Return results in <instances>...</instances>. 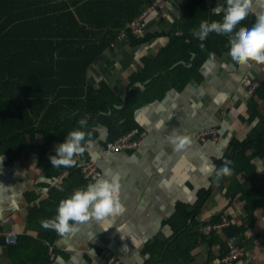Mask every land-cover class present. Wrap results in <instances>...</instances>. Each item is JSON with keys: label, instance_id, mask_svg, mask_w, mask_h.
Listing matches in <instances>:
<instances>
[{"label": "crops", "instance_id": "crops-1", "mask_svg": "<svg viewBox=\"0 0 264 264\" xmlns=\"http://www.w3.org/2000/svg\"><path fill=\"white\" fill-rule=\"evenodd\" d=\"M191 1L165 0L146 19L148 33L155 37L136 45L122 39L116 43L117 47L115 44L107 48L90 67L85 85L83 74L71 79V82L80 81L71 85V94L66 99L69 105L65 108L71 111L72 118L80 114L77 107L86 101L85 92L74 89L78 86L88 90L106 82L112 94L121 100L115 105L116 110H121L130 91L138 87L134 102L139 105L134 121L144 133L139 147L119 152L107 150L106 141L111 132L100 123L87 153L75 157L76 165L68 167L78 168L80 163L91 159L98 163L101 177L118 175L124 214L116 217L113 225L91 219L79 223V231L64 236L46 230L40 221L54 218L62 199L91 182L81 184L70 176L71 189L66 187L67 182L64 189L50 185V177L60 167L54 168L49 157L56 155V146L64 141H52L43 160L32 150L24 151L19 159H9L0 153V227L16 231L20 241L9 247L0 241V264H104L101 258L104 249L110 250L120 264H148L151 255L160 252L149 249L150 245L156 240L165 244L175 241V229L170 221L179 206L195 205L199 191L212 185L215 171L207 173L203 171L205 166L218 168L231 139L245 140L258 126L259 119L252 116L248 107L254 92H246L241 84L243 78L247 76L257 87L264 82V64L252 62L241 66L228 53H212L214 59L211 62L207 59L198 74H156L133 83L145 60L155 59L170 47L172 36L184 34L182 16ZM36 9L29 6L16 13ZM51 31L55 30L49 27L41 30L44 34H52ZM165 88L164 96L144 102L150 94ZM262 108L264 101H259L261 112ZM104 114L112 115V112ZM211 130L217 133L205 140L196 136L197 132ZM173 132L189 136L191 143L177 151L167 139ZM251 163L254 171L248 174L234 170L238 184L230 176L225 178L198 216L203 226L226 215L233 226L244 227V234L238 236L244 256L234 264H264V157H254ZM230 192H235L234 196ZM247 206L253 207L252 216ZM218 237L226 243L224 235ZM224 252L219 243L210 246L202 242L192 252L193 260L189 264H224Z\"/></svg>", "mask_w": 264, "mask_h": 264}, {"label": "trees", "instance_id": "trees-1", "mask_svg": "<svg viewBox=\"0 0 264 264\" xmlns=\"http://www.w3.org/2000/svg\"><path fill=\"white\" fill-rule=\"evenodd\" d=\"M153 2L0 0V153L8 155L9 159H19L24 151L32 150L39 160H43L48 145L52 141H65L67 134L79 127L81 119L87 120V126L81 130L91 133V140L97 137L95 128L100 123L110 130L109 140L139 130L134 121L139 105L134 102L138 87L130 91L121 110L115 108L121 100L112 94L106 82H102L98 88L89 87L88 90L81 86L74 88L86 94V101L77 107L80 110L78 116L72 118L69 114L71 111L65 107L69 105L66 99L71 94V85L80 82H71L72 77L83 74L82 82L85 85L90 67L103 56L107 48L119 43L123 34V40H130L133 45L155 37V34L148 33L146 21L144 38H136L130 27ZM219 3L224 5V11L226 0H192L187 3L182 16L184 34L181 37L172 36L170 47L162 50L155 59L145 60L143 69L136 73L139 75L133 79V83L156 74H198L210 53H228L230 46L227 34L213 32L204 41L193 35L202 21H222L223 11L216 14L211 12ZM29 6H36L37 9L16 13ZM10 9L16 11L10 12ZM255 20V15L250 14L234 31L240 27L251 28ZM44 27L55 31L44 34L41 32ZM201 43L205 45L203 50L200 48ZM188 64L191 66L187 67ZM258 86L248 102L252 116L259 119L258 126L245 140L236 137L231 139L219 167L228 159L232 161L233 172L244 170L250 174L254 171L252 158L264 157V110L261 112L258 109V102L264 101V82ZM166 91L167 88L160 89L150 94L144 102L161 98ZM109 111L112 115L104 114ZM249 150L253 152L246 154ZM65 168L68 167L61 166L56 174ZM69 170L71 178L75 177L81 184L90 182L80 167ZM69 177L64 183L67 182L66 187L71 189L73 186L68 183ZM227 177L217 181L214 173L211 187L199 191L195 205L179 206L175 218L170 221L175 229V241L165 244L156 240L150 245L149 249L160 252L152 254L148 264H189L193 260L192 252L202 242L210 246L219 243L225 250L224 256L227 254V244L215 233L205 235L201 230L203 222L198 217L213 190L221 186ZM230 178L238 184L235 173ZM234 187L232 191H235ZM234 194L230 192L231 197ZM31 212H34V208ZM248 212L252 216L253 207H249ZM220 219L221 216H218L213 221ZM243 234L244 227L233 224L224 231L226 238Z\"/></svg>", "mask_w": 264, "mask_h": 264}, {"label": "clouds", "instance_id": "clouds-1", "mask_svg": "<svg viewBox=\"0 0 264 264\" xmlns=\"http://www.w3.org/2000/svg\"><path fill=\"white\" fill-rule=\"evenodd\" d=\"M250 14L256 17L254 25L251 28L240 27L238 31H234ZM213 32L229 36L228 55L235 63L241 66L250 65L252 62L257 65L264 64V0H226L222 21H202L193 35L204 41ZM204 47L201 43L200 48L203 50ZM213 59L214 54L210 53L209 62ZM78 124L79 127L70 131L66 140L56 146V155L49 157L54 168L74 167L77 163L75 157L82 155L92 146L91 133L81 130L87 126V120L81 119ZM167 139L177 151L185 149L191 143L189 136L176 132ZM231 165L232 161L225 159L219 168L206 165L203 171H215L216 180L219 181L222 177L233 174ZM120 187L118 175L96 178L86 187L77 188L69 197L62 199L54 218L41 220V227L55 230L64 236L79 231V223L90 219L113 225L115 218L122 216L126 210L120 200ZM116 231L119 233L118 227Z\"/></svg>", "mask_w": 264, "mask_h": 264}, {"label": "built area", "instance_id": "built-area-1", "mask_svg": "<svg viewBox=\"0 0 264 264\" xmlns=\"http://www.w3.org/2000/svg\"><path fill=\"white\" fill-rule=\"evenodd\" d=\"M164 1L165 0H154V2L149 7H147L146 10L137 19H135L130 24L133 35L136 38H144L146 36V27L144 21H146V18L154 10H156ZM222 11L223 5L221 4L217 5L212 9L213 13H220ZM124 38L125 35L123 34L120 39L122 40ZM241 84L244 85L248 94H252L255 88L257 87V84L247 76L243 78ZM215 133H217L215 130L202 131L197 132L196 136L201 140H205L208 137L213 136ZM143 136L144 133L142 131L133 130L127 134L120 136L119 138L108 140L106 142V149L112 152L135 150L139 147ZM79 167L82 169L84 177L91 183L94 182L96 178L102 176V171L100 170V167L95 160H86L80 163ZM69 176L70 170L69 168H66L60 171L58 174L52 175L49 179V183L51 186L64 189V182ZM230 226L231 220L229 219V217L226 215H222L220 220L207 223L206 226L202 228V232L208 236L211 233L223 236L224 231ZM0 241L8 247L16 246L19 243V234L16 231H7L0 227ZM226 244L228 246V251L222 260L224 264H234L236 261L240 260L244 256V251L240 245V240L238 236L226 238ZM101 258L104 264H120L118 258L113 255L110 250L107 249H104L101 254Z\"/></svg>", "mask_w": 264, "mask_h": 264}, {"label": "rangeland", "instance_id": "rangeland-1", "mask_svg": "<svg viewBox=\"0 0 264 264\" xmlns=\"http://www.w3.org/2000/svg\"><path fill=\"white\" fill-rule=\"evenodd\" d=\"M146 19H147V18H146ZM117 45H118V44H116V46H115V47H117Z\"/></svg>", "mask_w": 264, "mask_h": 264}]
</instances>
